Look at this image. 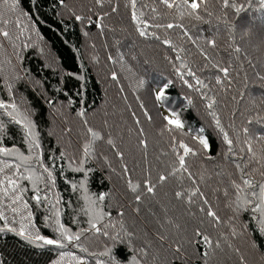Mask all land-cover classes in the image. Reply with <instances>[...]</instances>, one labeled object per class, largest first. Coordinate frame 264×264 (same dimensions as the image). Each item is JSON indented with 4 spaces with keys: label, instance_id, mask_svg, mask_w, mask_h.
<instances>
[{
    "label": "trees",
    "instance_id": "trees-1",
    "mask_svg": "<svg viewBox=\"0 0 264 264\" xmlns=\"http://www.w3.org/2000/svg\"><path fill=\"white\" fill-rule=\"evenodd\" d=\"M177 2L179 3L180 0ZM87 3L88 6L83 4V18L88 20L91 26L85 25L83 19L77 20L74 15L67 13L69 10L67 0H63L62 3L61 0H18L17 13H11L8 4H5L4 0H0V14L3 13V17L7 14L8 20L19 19L20 21L19 25L9 24V28L0 24V27L6 28L13 36L12 42L0 37V43L4 45L3 48H0V69L3 70L0 74V100L5 102L14 100L22 116H26L35 125L36 140L41 147L39 150L29 152L24 129L14 122L9 123L11 118L6 114L0 115V123L4 125L0 129V146L19 148L25 156L34 157L36 151H39L46 165H54L53 174L56 176V185L48 189L49 198L53 202H55V197L60 198L61 203L57 205L61 210L60 221L73 232H79L81 229L87 230L89 227V216L85 215V209L88 207L84 200L85 194L92 197L93 200H97V203L91 207L105 214L104 219L100 221L101 234L88 231L82 234L81 242L89 249V254H86L71 246L63 250L53 246L37 248L15 233H0V264H53V261L59 259L61 251L73 252L84 257L89 261V264H96V261H99L100 264L103 262L105 264H134V258L136 264H182L187 260H194V264H227L222 260H227L226 252L230 246L236 254L235 259L238 263L243 260H247L243 264L252 263L249 256L245 255L251 248L260 256L257 264H264V232L260 231L257 214L250 210H236L235 195L230 196V201L233 203L232 208H229L227 206L229 201H226L221 192L214 191L217 187L220 189L229 188L231 193L227 177L231 175L232 178H237V175L232 161L228 159V156H225L226 145L223 142L222 134L213 126L215 122L213 117H211L210 128L203 126L191 109L193 105L189 103L184 106L180 112L181 115H179L184 124L183 135L179 132H169L170 128L174 129V125H168L164 119L165 117L172 118V113H175L168 109L167 105L175 108L181 104L182 98H189V93H201L206 102L209 99H215L214 112L219 117L224 130L233 139L237 152L240 148L246 147L244 142L249 140L258 155L264 153V141L256 139L264 136V120L260 119V117H264V79H261L264 77V44L254 42L255 47L253 44L249 45L250 41L252 43L254 41L253 35L257 34L253 28L259 24L264 26V8L260 6L259 0H229L230 5H243L240 12H236L235 8L231 6L223 8V0H197L200 5L197 12L203 17L200 21L188 16L186 12L181 17L182 8L168 9L159 0H136L135 9L132 7L131 0H103V6L97 4L96 0H87ZM112 8L117 9L113 11ZM152 8H155L156 11L153 12ZM205 8L212 13L211 16L204 12ZM133 11L141 21L140 24L133 21ZM101 16L103 20L99 19ZM121 20L126 22L121 23ZM145 21L149 25H161L159 28H146L147 38L141 37L138 30L144 27L143 22ZM104 23L105 26H110L108 29L111 31L114 27L120 28L124 37L121 39L124 42H129L132 39L136 43L138 41L159 48V52L154 55L149 54L151 57L148 58L153 59L156 66L150 65L151 68H148L147 71L152 76L159 75L162 79L161 84L150 89L153 100H156L155 95L160 86L167 84L165 99L162 101L165 104L162 108L165 112L161 116L164 122V134L161 137L168 139H165V145L167 147L169 145V150L165 146L162 147L161 151L164 155L160 151V164L157 162V167L153 168L154 171L145 168L142 156L129 161L132 147L129 146L127 140L117 139V130L119 131V129H110V135L115 136L114 141L113 137L111 138L115 147L112 148L102 137L100 149L104 152L113 151L115 155L117 152L122 153L124 159L121 160V164L127 166V173L123 171L122 165L120 168L114 169L103 166L99 161V156L89 155L87 160H84V145H89L90 154L92 151L91 142L81 143L80 139L84 137L78 135L77 137H63L64 141H59L57 138L47 136L53 119L56 122L59 121L54 118L55 112L57 113L54 110L56 104L65 105L68 108L66 111L73 116L80 112H84V116H89L92 110L94 113L97 107L103 104L104 96L101 83L87 63L88 59L84 53L85 35L82 26L99 29L100 25ZM167 23L183 25V29L179 27L167 29L164 27ZM128 24L132 25L134 29H129ZM122 28H125L126 31H123ZM184 30H187L188 36L182 35ZM113 31L107 36L113 37ZM128 33L132 36L130 39L126 38ZM258 34L261 33L258 32ZM16 35L20 36L19 40L15 39ZM155 36H158L159 39H155ZM189 36L196 43H192ZM165 39L171 42V47L163 43ZM210 40L216 41L215 48L209 45L208 41ZM13 43L17 47L14 48ZM25 43L28 47H24ZM38 45H42L48 52L52 64L46 59V54L37 51ZM235 47H239L241 51L235 52ZM258 48L261 53L255 54V56L259 60L250 59L251 63H249L244 58V52L246 49H250L253 54L252 50ZM201 50L207 54L211 62L204 59L200 54ZM17 53L19 59H17ZM147 53L146 50L145 54ZM116 55L117 57H115ZM128 55L129 52L126 50L116 52L114 49V57L108 53V58H112L109 59L111 68L114 71L113 63L115 62L118 68L123 65L127 71H124L127 73V78L123 77V83L130 80V83L133 84L132 88L147 87L148 81L141 76L142 73L136 72L132 63V61L140 62V58H137L135 52L130 53V55H134L133 57ZM8 60L11 63H7ZM182 62L187 64L188 68L192 69L207 87L196 86L195 79L187 76V69L181 67ZM213 64L228 67V77L224 78L223 73L214 68ZM107 70L109 69L107 68ZM178 70L185 73L184 79L189 80L194 85L193 88H188L184 84ZM118 73L122 74L123 72L118 69L117 73H114L117 78ZM217 76L224 80L222 85L216 83ZM8 85H11V92L8 90ZM170 102H174V105ZM196 104L197 102L194 106ZM136 115L139 117L141 114L136 113ZM60 119L62 120L60 123L63 125L66 115L60 114ZM249 120L253 122L249 124ZM62 128L67 133L65 126ZM244 128L249 129V135H245ZM200 129L204 131L201 133ZM107 134L109 133H104V135ZM192 134L206 137L209 141L210 151L203 150V147L193 139ZM176 136L182 137L174 139L173 137ZM181 140L194 149H200L198 155L186 157L187 166L197 181L196 185L187 179L186 174L183 177L180 172H177L175 176L170 175L179 167L178 157L173 149L175 148L180 153L183 152V149H180L178 145ZM136 146L139 149L137 140ZM153 150L157 149L153 148ZM240 154L245 155V153ZM8 159L13 164L20 163L16 158ZM81 161L84 162L81 164ZM31 164L36 167L37 174L42 171L35 165L34 159ZM78 166H82L85 172L73 171ZM25 167L27 165L21 168L22 172ZM158 169L168 177L169 184L167 186H171L169 189L170 195L174 199V205L180 203L184 207H188L192 212L191 215L195 217L193 225L189 229L183 230L184 234L179 237L170 234L165 229V227L168 228L167 225L163 224L159 228L155 223H150L154 221L155 214L161 212L162 206L160 202L152 205L150 200L158 197L160 192L164 193L162 189L167 187L155 188V195L146 192L145 180L148 176L151 177L156 186L159 181ZM6 173L11 175L12 171L6 170ZM24 174L27 175L26 172ZM3 175L0 173V178H3ZM129 178L134 184H140L137 193L141 196L139 203L135 201L136 194L129 188L127 183ZM254 179L257 183L264 182V178L258 172L254 174ZM19 183L28 188L24 196L29 201V210L33 216L31 221L33 228L41 235L54 238L51 229L45 226L44 220L48 214L49 205L47 203L38 205L35 200L30 199L34 194L30 181L20 180ZM72 184L77 185V190H72ZM196 186L209 200L212 210L220 216L221 224L214 225L212 223L211 218L206 215V206L204 213L199 211V207L203 206L199 196L193 198L194 204L186 203L187 192ZM176 191H185V198L177 199ZM40 194L43 196L44 192ZM100 194L105 195L104 201H98L97 197ZM0 199L3 198L0 197ZM4 202L8 203L9 201L5 200ZM137 207L140 209L138 214L135 212ZM162 209L166 212L167 207ZM5 211L9 219H13L11 211L8 209ZM120 212H123L124 215L120 216ZM24 215L26 212H22L14 218L19 222ZM168 217V221L175 226L174 217L172 215ZM177 220H179V215ZM183 224L185 227L189 224L186 218L183 219ZM0 226H3L2 221H0ZM14 226L19 228L18 223ZM198 228L211 237L214 245L218 241L220 247L209 249L203 243L198 245L194 237V231ZM144 229L148 232L146 236L143 233ZM233 229L235 234H233ZM32 230V228L29 229V231ZM104 230L108 233L107 236L103 234ZM161 236L165 237V240L161 241ZM177 244L182 246L181 256H177L173 251ZM94 245L99 248H92ZM155 249L163 250L166 257L171 259L157 255ZM199 249L210 252L207 259H202ZM101 252H107L108 255L102 256ZM145 252L147 255L143 254ZM219 255L220 257H215ZM238 257H240L239 260ZM63 264H69L67 257Z\"/></svg>",
    "mask_w": 264,
    "mask_h": 264
},
{
    "label": "snow or ice",
    "instance_id": "snow-or-ice-1",
    "mask_svg": "<svg viewBox=\"0 0 264 264\" xmlns=\"http://www.w3.org/2000/svg\"><path fill=\"white\" fill-rule=\"evenodd\" d=\"M63 0H61V3ZM160 3L165 5L168 9H172L176 7L177 9H183V11L180 13L181 17L187 13L188 16L193 17L194 19L200 21L203 19V17L198 14L197 10L199 9L200 5L196 2H189V0H180L178 3L177 0H159ZM5 4H8V8L10 10H15L18 6V0H13L12 3H8V0H4ZM96 3L100 6H103V0H96ZM132 7L135 9L136 6V0H131ZM259 4L262 8H264V0H259ZM234 7L236 12H240L243 8V5L238 4H229V0H223V8L228 7ZM116 9L114 8L113 11ZM152 11L155 12L156 9L152 8ZM204 12L207 13V15L211 16L212 13L208 12L207 8L204 9ZM77 20L83 19L81 16L75 17ZM100 20H103V17H99ZM132 19L133 21H136L137 24H140L141 21L137 17V14L135 11L132 12ZM16 24L19 25L20 21L17 19L16 21L11 20H5L3 15L0 14V24L7 25V24ZM144 27L139 28V35L141 37L147 38L148 33L146 32V28L148 27H161V25H149L146 21L143 22ZM167 29H172L173 27H179L183 29V25L173 23H167L164 25ZM182 35L188 36L187 30H184L182 32ZM0 37H3L4 40L12 42L13 36L9 33V31L4 28L0 27ZM155 39H159L158 36L154 37ZM190 40H192L191 36L188 37ZM16 40L20 39L19 35L15 36ZM164 44L169 45L170 47L171 42L167 39L163 41ZM192 43H196L195 40H192ZM209 45L213 48L216 47V41L210 40L208 41ZM3 43H0V48H3ZM13 47H17L13 43ZM24 47H28V45L25 43ZM234 51L239 53L241 49L239 47H235ZM206 61H210V58L207 56L206 53H204L201 50L200 53ZM17 59H19V54L17 53ZM179 59V56H177ZM111 59V57H109ZM7 63H11L10 60L7 61ZM181 67L184 69H187L186 75L189 77H192L195 79L196 86L199 87H207V85L204 84L202 80H200L196 73L188 68L187 64H184L182 62ZM213 67L216 68L219 72L223 73V77L227 78L229 75V68L228 67H220L218 64H213ZM3 70L0 69V74H2ZM178 74L180 75V78L183 80L184 84L187 85L188 88H193L194 85L189 82V80L184 79L185 73L180 72L178 70ZM113 80L117 79V76L113 74L112 76ZM261 79H264V77H261ZM216 83L217 84H223L224 80L217 76L216 77ZM230 83V81H229ZM199 87H197V90H199ZM167 89V84L161 85L159 91H157L155 95V99L157 101H163L165 99V93ZM8 90L11 92V85H8ZM208 99L207 97H205ZM216 103L215 99H209V102L207 103L206 107L209 109L213 108V105ZM0 115L6 114L8 117L11 118L9 123L14 122L16 125L22 127L24 129L25 133V139L28 141L29 152H33V150H39L40 149V143L36 140V134L34 132L35 125L32 123L31 120H29L26 116H22L20 113L17 104L14 102V100H10L9 102H5L4 100H0ZM79 115L81 117L84 116V112H80ZM214 121H215V127L219 129L220 133L223 137V142L226 145V153L228 156V159L232 161V166L236 170L237 178H232L231 175L227 177V182L229 187L231 188V193L229 192V188L220 189L217 187L214 189L215 192H221L223 197L226 199V201H229L227 206L229 208H232V203L230 201V196L235 195L237 204L236 210H242V211H251L253 213L257 214V222L260 225V231L264 232V182L257 183L254 179V174L259 173V175L264 178V153H261L258 155L256 151L253 148L252 143L249 140H246L245 146L239 149L237 152L234 147V141L229 137V133L224 130V128L221 125V121L219 117L216 115L215 112L211 113ZM151 119V117H149ZM167 121L168 125H174V129L170 128L169 132H179L181 135H183V129L184 124L180 120V117L176 113H172V118L165 117L164 118ZM261 120H264V117H260ZM253 121L249 120L248 123L251 124ZM85 124H87V121H84ZM139 123V121H137ZM4 127L3 123H0V129ZM89 133H91L93 139H101L99 134L95 132L91 127L87 129ZM204 130L200 129V132L202 133ZM245 135H249V129L244 128L243 129ZM175 139V137H173ZM193 139L198 142L199 145L203 147V150L210 151V145L209 141L206 137L202 135H194ZM256 139H259L260 141H264V136L258 137ZM109 145H112L115 147L114 142L109 139L107 141ZM141 145L144 148H147V143L144 140L140 141ZM179 148L183 149V152H177V150L174 148L173 152L178 157V164L179 167L175 169L173 172L170 173V175L175 176L177 172L181 173V177L184 176V174L187 175V179H189L193 185L197 184L196 179L193 176V173L190 171L189 167L187 166L186 157L189 155L196 156L199 154L200 149L199 148H192L188 144L184 143L182 140L178 142ZM240 153H245V155H241ZM89 145L85 144L83 147V157L84 160H87L89 157ZM117 155L121 160L124 159V156L122 153L117 152ZM0 173H3V178H0V197L3 199H0V221L3 222V226H0V233L4 232H11L15 233L16 235L24 238L29 244L35 245L37 248H42L45 246H53L56 249L63 250L69 246L78 249L80 252L89 254V249L84 246V244L81 242L82 234L85 231L88 232H94L95 234H101V226L100 221L104 219V213L102 211L94 210L91 206L95 205L97 203V200H93L92 197L85 194L84 200L87 203L88 207L85 209V215L89 216L88 219V229H81L79 232H73L69 227H66L63 223L60 221V209L57 207L61 203L60 198L57 196L55 197V202H53L49 198L48 189L53 188L56 185V176H54V165L49 166L46 165L45 162L41 158V153L39 151H36L35 156H25L19 148L15 147H6V146H0ZM8 158H16L20 161L19 164H13L9 162ZM209 159L211 157H208ZM35 160V165L38 166L42 171L37 174L36 167H34L31 164V161ZM84 161H81V164ZM27 165V167L24 168V172L27 173V175L24 174V172L21 171V168ZM6 170H11L12 174L9 175L6 173ZM73 171L76 172H85V169L82 166H78L77 168L73 169ZM123 171L125 173L128 172V168L126 165L123 166ZM46 174V175H45ZM217 175H220V173H217ZM168 177L165 175L159 176V181L164 182ZM203 179V177H201ZM20 180H26L30 181L32 183V191L33 195L30 197L31 200H35L38 205H42L43 203H47L49 205L48 208V214L44 217L45 220V226L51 229V232L53 234L54 238H49L45 235H41L39 231L35 230L31 224L32 221V212L29 210L30 205L28 199L25 198L24 193L28 191L27 187L21 186L19 183ZM223 182V181H222ZM127 183L129 185L130 190L136 194L135 195V201L139 203L141 201V196L138 193V190L140 189L139 183H133L131 179L129 178L127 180ZM146 184V192L151 195H155V188L156 186L151 183L150 179H147L145 181ZM43 185V187H41ZM83 187V185H81ZM72 190H77V185L72 184ZM41 192H44V195L41 196ZM87 192V190H85ZM199 196L202 199V205L199 207V211L201 213H204L206 211L205 206L207 207L206 215L207 217L211 218V221L214 225H219L222 223V220L220 216L217 214L216 211L212 210V205L210 204L209 200L205 197L204 193L201 191V189L196 186L192 190L187 192L186 195V203L189 205H192L195 203V200L193 198ZM175 197L177 199L185 198V191H176ZM98 201H104L105 195L100 194L97 197ZM9 201L8 203H5L4 201ZM5 209H8L13 214V219H9L8 215L6 214ZM140 211L139 207L135 209V212L138 214ZM22 212H26V215L23 216L21 221H16L15 216L20 215ZM120 216H123L124 213L120 212ZM24 221H27L28 223H25ZM50 222V223H49ZM19 224V228L15 227L14 225ZM112 227H115V225H112ZM32 228V231H29V229ZM104 235H108L107 232L103 233ZM233 234H235V230L233 229ZM118 235V234H117ZM194 237L196 238V243L199 245L200 243H203L206 245L209 249L219 248L220 244L219 242H214L211 239V237L208 234H205L203 231H201L199 228L194 231ZM160 240H165V237L161 236ZM201 252L202 259H207V257L210 255V252H205L203 249H199ZM143 251V250H142ZM174 253L177 256L182 255V246L177 244L176 247L173 249ZM144 255H147V253H143ZM100 255L107 256V252H101ZM69 259V264H89V261L86 260L84 257L78 256L74 254L73 252H63L61 251L59 253V259L53 261V264H63V261L65 258ZM96 264H100L99 261H96ZM134 264L135 258H134Z\"/></svg>",
    "mask_w": 264,
    "mask_h": 264
},
{
    "label": "rangeland",
    "instance_id": "rangeland-1",
    "mask_svg": "<svg viewBox=\"0 0 264 264\" xmlns=\"http://www.w3.org/2000/svg\"><path fill=\"white\" fill-rule=\"evenodd\" d=\"M12 2L13 0H8L9 4ZM67 2L69 6V10L67 11V13H69V15H74L75 17L81 16L82 18L84 17L83 16L84 10L82 9L84 7L83 4L88 6L87 0H67ZM189 2L197 3V0H189ZM113 9L114 8H112V10ZM9 11L11 13H17L16 9L14 11L13 10H9ZM1 14L3 15V13ZM6 15L7 14H5L4 19L8 20L6 18ZM125 22H122L121 20V23H125ZM83 23L85 25L91 26L89 21L84 18H83ZM85 25L82 26L85 35L83 49L88 59L87 63L92 68L98 81L101 83L104 102L101 106L97 107L94 113L92 110L89 116H83V117H81L79 114L73 116L72 114H69L66 111V109L68 108L65 105L56 104L54 110H56L57 113L55 112L54 118H56L59 121H57L58 122L57 123L53 119V124L50 125L49 135L47 134L46 135L48 137L57 138L59 141L61 140L64 141L63 137H77V135L80 137H84L83 139H80L81 143H86V142L92 143V151L90 156L92 157L99 156L100 157L99 161L103 166L114 169L116 167L120 168L122 165L121 164L122 161L117 154L115 155L113 151L110 152L102 151L100 149V141L102 137L103 140L106 142L112 137L114 141L115 136L110 135V131H111L110 129L111 128L119 129V131L117 130V136H118L117 139L121 138L127 140L129 146L132 147V153L130 155L129 161L136 159L138 156H142V159L144 160L145 168L154 171L153 168L157 167V162L158 164H160V160H159L160 151L162 150V147L164 146L167 147V145H165V142L166 140H168L165 137H161V135L164 134L163 132L164 122L161 116L162 113L165 112V110L162 109L163 105L165 104L161 101L153 100L150 91L151 87H155L159 83L161 84L162 79L159 75L152 76L147 71L148 68H151L150 65L154 64L153 59L148 58L151 57L149 56V54L154 55L156 52H159V48L157 46L146 45L138 41L136 43L132 39L129 42H124L121 39L124 38L122 35L123 32L121 33L120 32L121 29L117 27H114V29L112 28V31L114 30L113 37L107 36L112 31L108 29L110 26L108 25L105 26V23L101 24L99 29L96 28L89 29ZM5 27L9 28V24H7ZM128 27L129 29L131 28L134 29L130 24H128ZM122 30L126 31L125 28H122ZM253 31H257V34L253 35L254 41L253 43L252 41H250L249 45L250 46H252V44L254 45V42L257 44L259 43L264 44V26H261L259 24L258 26H255L253 28ZM258 32H260L261 34H258ZM131 37L132 36L130 33L126 34L127 39H130ZM114 49L116 52H118V50L121 51L126 50L127 52H129L128 55L129 57H133L134 55H130V53L135 52L137 58H140V62L132 61L133 66L136 72L140 74L142 73L141 76H143L148 81L147 87L138 88L136 86L137 88H132L133 84L130 83V80L123 83L124 78H127V73H125L127 71L123 67V65H120L118 68L117 63L116 62L113 63V66H115L114 71L110 66L111 62L108 58V53H110L114 57ZM146 50L148 51L147 54H145ZM37 51L46 54V59L49 60V63H51L49 54L47 51H45L42 45L37 46ZM252 51L253 54L251 53L250 49H246V52H244V58L249 63H251L250 59H255L256 61L259 60L256 58L255 54L261 53L260 48ZM115 57H117V55ZM153 66H156V64H154ZM107 68L109 70H107ZM118 69H120V71L123 73L122 74L118 73V78L116 80H113L112 76L114 73H117ZM188 97L189 98H182L181 104L175 106V108L170 105H167V108L173 110L176 114L181 115L180 112L183 110L184 106H187L190 103L191 105H193L191 109L195 114L196 118L199 120V122L203 126L210 128L211 117H212L211 113L214 112V108L209 109L206 107L209 101L206 102L204 97H202L201 93L191 92L188 94ZM196 102L197 104L196 106H194ZM171 104L174 105V102H172ZM136 113L141 115H139L138 117ZM60 114L66 115V121L63 123V125L60 123V121L62 122V120L60 119ZM149 117H151V119H149ZM85 120L87 121V124L84 123ZM137 121H139V123H137ZM61 126L62 127L65 126L67 133L64 132V129ZM213 126H215V122L213 123ZM89 127H91L95 132H97L101 137V139L98 140L93 139L91 133L87 131ZM105 132L109 134L104 135ZM192 135L194 136L196 134H192ZM181 137L182 136H176L175 138H181ZM136 140L139 143V149L136 146ZM141 140L146 141L147 148H144L141 145L140 143ZM153 148L157 150L154 151ZM167 148L169 150V145ZM161 154L164 155L163 151H161ZM225 156H227L226 151H225ZM123 166L124 165H122V167ZM160 175H164V174L163 171L159 172L158 169L157 176L159 177ZM147 179H150L151 183L155 184V182L152 181L151 177L148 176ZM168 184L169 183L167 182V179L164 182L158 181L156 184V188L159 189V187L167 186ZM170 187L171 186H167L166 188L162 189L164 193L160 192V195H158V197L150 200L151 201L150 203H152V205H156L157 202H160L162 205L161 212L156 213L154 217V221L150 223H155L156 227L159 228L162 227L163 224L164 226L167 225L168 228L165 227V229L169 231L170 234H173L174 237H179L180 235L184 234L183 230H187L193 225V222L195 221V217L191 215L192 212L188 207H184L180 203H175L176 205L175 208L173 202L174 199L172 195H170L171 194L169 189ZM165 207H167L166 212L162 211L163 210L162 208ZM169 215H172L174 217V222L176 227L173 226L168 221ZM178 215H179V220H177ZM184 218H186L189 223L186 225V227L183 224ZM153 226L154 225L152 224V227ZM143 233L146 236V233L148 232L145 230ZM92 248H99V247H97V245H94L92 246ZM155 253L162 257L167 256L166 253L160 249H155ZM226 253H227L226 255L227 260H222L223 262H226L227 264L238 263L237 260L235 259L236 254L234 253L231 246L229 247ZM245 255L249 256L250 262H252L251 264H257V262L260 260V256L256 252H254L251 248L246 252ZM215 257L218 258L220 257V255ZM239 258L240 257H238V260ZM167 259H171V258H167ZM246 261L247 260H243L242 262L239 261V263L243 264ZM103 264H105V262H103ZM182 264H194V260L191 261L187 260V262H183Z\"/></svg>",
    "mask_w": 264,
    "mask_h": 264
}]
</instances>
